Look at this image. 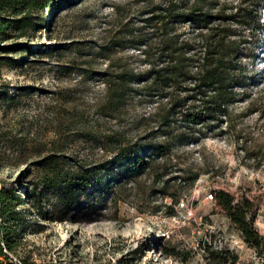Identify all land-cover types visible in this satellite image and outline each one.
I'll return each instance as SVG.
<instances>
[{"label": "rangeland", "instance_id": "1", "mask_svg": "<svg viewBox=\"0 0 264 264\" xmlns=\"http://www.w3.org/2000/svg\"><path fill=\"white\" fill-rule=\"evenodd\" d=\"M169 1L184 6L179 0H63L40 12L45 24L37 32L0 42L18 46L0 51V189L33 193L36 163L49 154L97 165L119 144L166 142L159 123L165 99L133 95L115 106L112 90L123 71L149 69L166 33L151 10ZM241 1L208 0L207 7L230 14ZM262 23L260 31L232 24L255 80L229 121L204 129L206 138L154 154L149 169L132 179H117L119 166L112 179L103 174V199L84 200L65 220L56 218L54 201L46 202L45 219L21 205L24 233L15 255L26 264H209L210 252L219 251L237 257L228 264H260L210 195L225 190L249 199L264 236V11ZM175 29L184 40L199 31L186 24Z\"/></svg>", "mask_w": 264, "mask_h": 264}, {"label": "trees", "instance_id": "2", "mask_svg": "<svg viewBox=\"0 0 264 264\" xmlns=\"http://www.w3.org/2000/svg\"><path fill=\"white\" fill-rule=\"evenodd\" d=\"M61 1L0 0V42L25 38L30 32H37L40 24H45L40 12ZM179 1H184L183 7L169 1L151 10L158 14L154 19L161 24L160 30L166 32L156 47V58L144 72L125 70L120 73L113 81L112 90L115 106L133 95L155 98L156 101L165 99L159 123L160 127L166 128L162 133L166 142L119 144L113 157L97 165L84 164L63 154L42 157L36 163L40 172L33 193L25 191L21 197L15 189H0V254L3 252L1 243L13 252L24 233L25 219L18 211L21 205L30 204L38 217L45 219L48 216L45 204L54 201L59 208L56 218L65 220L84 200L99 202L103 199L105 176L112 179L110 173L115 167L123 169V174L117 175L121 182L132 179L149 169L154 154L164 152L165 148L170 150L174 145L206 138L204 129L230 120L231 108L242 102L245 89L255 80L244 63L245 42L234 38L237 33L232 24L260 31L264 0H242L230 14H213L207 7L208 0ZM216 22L219 23L215 25ZM183 24L199 30L193 40L181 39L176 33L175 27ZM17 47L0 46V51L12 52ZM11 61L14 67L21 64L19 59ZM134 84L139 87L135 89ZM177 124H181L182 131L177 129ZM171 138L175 139L174 143H168ZM213 197L244 242L259 257L260 264H264V236L255 227L257 215L252 202L247 198L237 200L225 190L215 191ZM210 256L209 264H228L237 260L235 256L224 257L219 251L210 252Z\"/></svg>", "mask_w": 264, "mask_h": 264}, {"label": "built area", "instance_id": "3", "mask_svg": "<svg viewBox=\"0 0 264 264\" xmlns=\"http://www.w3.org/2000/svg\"><path fill=\"white\" fill-rule=\"evenodd\" d=\"M213 198V194L210 195ZM184 206V203H181ZM3 252L0 254V264H25L24 261L15 255L14 252L9 251L5 243H1ZM221 249V246H220Z\"/></svg>", "mask_w": 264, "mask_h": 264}]
</instances>
